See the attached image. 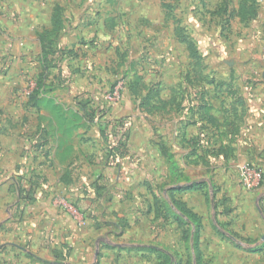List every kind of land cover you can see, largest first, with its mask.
Segmentation results:
<instances>
[{
    "label": "crops",
    "instance_id": "0c3cea01",
    "mask_svg": "<svg viewBox=\"0 0 264 264\" xmlns=\"http://www.w3.org/2000/svg\"><path fill=\"white\" fill-rule=\"evenodd\" d=\"M100 1L21 0V4L26 6V11L16 24H22V28L16 30L13 25L15 23H8V17L4 20L8 31H12V34L17 35L21 32L27 36H24V40L15 42L14 47L16 49L21 47L25 54L30 49L34 50V61L26 62V70L35 74L40 80L43 73L41 44L35 27H51L53 12L57 7L62 23L57 43L60 49L77 51L78 47L81 48L83 45L79 43L100 37L104 32L100 28L103 27L94 25L96 16L92 12L93 8L100 6ZM14 2L19 5L17 1ZM187 2L198 3L202 7L210 0H197V2L187 0ZM188 3L185 6H188ZM212 4L215 5L216 1L214 3L212 1ZM231 9L232 6L228 5V11L223 12L228 22L231 23L232 19L241 22L237 16H230ZM196 13L195 15L198 16ZM100 15L102 13H98V16ZM108 16L103 23L110 22L108 28L114 27L115 17H110V14ZM258 16L259 13L255 19ZM163 20L165 19L162 17V22ZM197 20L201 24H198V27L202 26L199 30L204 32L203 22L198 18ZM183 26H186L187 36L193 40L199 55L197 67L199 69L207 67L204 58L208 55V60L214 64L212 68L226 69V75L222 76V73H219V78L206 81L205 89L201 88L203 93L201 91L196 93L187 107L184 101L180 105L177 104L178 98L174 93V86L169 87L170 92L165 96L159 94L157 103L161 105L165 103L161 109L148 113L142 110L139 103V109L136 111L138 120L133 122L130 139L115 158H108L106 152L118 141L113 138L114 140L106 143L100 137L103 133H99L98 125L89 122L82 109L79 110L73 105L65 107L61 104V99L57 97L55 91H60L63 85L54 79V73L50 75V70L56 69V66L45 71V76L42 78L46 87L48 85L51 89L48 94H43L36 100L29 97L22 100L8 91L0 94V264H8L12 257H16L17 260L10 264H24L30 261V258L44 263L43 256L49 246L52 251L57 250L55 253H59V242L67 243L76 236L78 226L89 224L90 219L87 217H84V221H79L78 216H74L75 219L62 212L55 204L57 197L72 201L75 209L81 212L80 215L82 208L88 207V210L92 209L93 212L97 209L101 215L106 216L102 219V224L116 229L117 234L124 233L121 222L127 226L134 225L133 220L138 221L141 215L160 221L162 210L165 209L167 212L168 207L173 211L174 206L170 200L172 189L187 186L192 182H206L210 186L209 178L206 176L195 180L187 177L190 166L201 167L208 164L209 155L205 147L200 145L199 135L206 129L214 132L229 130L231 138L228 141L229 147H226L227 151H224L225 146L220 147L222 150L218 152L220 165L217 171L221 182H224L218 195L225 194L226 198L229 196L233 205L231 210L219 209L216 218L220 214L228 216L230 213L239 212L238 215L243 222H248L251 215H258L264 225V66L260 67L250 60L243 62V66L237 67L225 56V47L221 48L219 45L218 34L200 36L203 46L200 47L188 25ZM171 34H174L173 29ZM8 46L12 48L13 42H9ZM88 46L87 43L86 47ZM262 49L264 50V43ZM184 51L190 62V53L185 46ZM252 56H257L254 49ZM60 64L62 63L57 62V67H60ZM11 71L13 73L15 69ZM236 71H245V74ZM134 75L141 77L140 87L146 85L140 73ZM75 88L71 84V91ZM130 96L134 100L139 97L132 93ZM203 105H206L207 112L202 108ZM163 109L165 113L171 111L180 114L181 112V115L172 119L165 133L167 135L165 142L158 141L154 146H150L147 135L138 136L136 130L143 115L149 117L148 113L161 116ZM118 112L119 115L116 116L125 115L123 107L118 109ZM210 117L214 120L213 124L209 122ZM77 119L79 121H76ZM86 128L91 130V135L87 136L88 149L77 141V134L82 132L84 137ZM164 151L172 155V160L177 166L176 173H171L170 163ZM259 155L263 158L259 159ZM244 166L255 167L259 171L260 179L247 183L244 176L239 173ZM164 182L159 195L156 186ZM29 193L31 199H26ZM174 193L176 199L184 202L201 218L198 212L200 207L196 205L198 201L194 200L196 194L202 193L200 190L172 191V194ZM142 194L145 198H142ZM253 195H256L255 209L251 206ZM138 197H141L142 204ZM215 199L217 202V196ZM216 202L214 205L217 207ZM253 209L256 211L255 215L252 214ZM234 219L236 221V217ZM217 222L213 223L214 227H218ZM201 224L202 231L205 227L202 218ZM233 226L238 227L235 224ZM238 230L247 237L242 239L227 233L237 246V242L244 240L251 245L245 250L249 252L264 250L262 239L264 233L259 237L261 243L256 239L258 228L246 227ZM25 242L26 246H32V251L24 246ZM200 252L201 257L204 258L201 248Z\"/></svg>",
    "mask_w": 264,
    "mask_h": 264
},
{
    "label": "rangeland",
    "instance_id": "374dc122",
    "mask_svg": "<svg viewBox=\"0 0 264 264\" xmlns=\"http://www.w3.org/2000/svg\"><path fill=\"white\" fill-rule=\"evenodd\" d=\"M14 1H17L19 5H16ZM212 1L213 3L216 1V4H212ZM223 1H228L232 9H237L240 3V0H210L208 4L205 3L201 7L198 3L192 2L191 4L187 0H101L100 6L93 8L92 12L96 16L94 25L103 27L100 28L104 31L102 35L89 42L79 43L83 44L81 48L78 47L77 51L71 50L73 53H66L58 58L57 62L62 64L60 67L56 66V69L50 70V75L54 73V79L63 85L60 91H55L57 97L61 99V104L65 107L73 105L79 110L82 109L83 114L89 119L88 121L98 125L99 133H103L100 137L106 143L114 140L116 134H121L116 130L117 122L126 120L128 126L122 132L125 144L130 139L134 120H138L136 111L139 109V103L147 88L156 93L151 99V103L156 105L159 94L165 96L170 92L169 87L174 86V93L178 98L177 104L180 105L184 101V105L187 107L193 101L195 94L205 89L206 81L219 78V73H222V76L226 75V69L214 70L212 68L214 64L208 60V55L204 58L207 67L203 69L197 67L198 59L191 57L190 54V62L188 61L184 46L187 48V40L191 41L193 45L194 42L187 36L186 26L183 25H188L193 37L200 43V47H203L200 36L218 34L219 45L221 48L225 47V56L227 59H231L237 67L243 66V62L250 60L263 67L264 0L256 2L258 18L241 21L238 17L241 22L232 19L231 23L219 9L218 5H221ZM21 3V0H0V94L8 91L19 99L25 100L36 89L39 81L35 74L26 70V64L33 63L35 53L33 49H30L25 54L21 47L17 49L14 47L15 42H20L27 36L21 32L17 35L12 34V31H8L4 20L8 17L9 24L15 23L13 24L15 29H21L23 25L16 24L22 19L23 12L26 11V6ZM109 3L111 4L108 5ZM187 3L188 6H185ZM235 6L237 8H233ZM98 13H102V15L98 16ZM109 14L110 17H115L116 21L114 27L110 28L107 26L110 22L103 23ZM11 17L15 19L13 20ZM162 17L165 19L163 22ZM197 18L203 22L204 32L199 30L202 26L198 27L200 23ZM52 27L53 24L49 28L35 27L38 38L40 33L50 30ZM172 29L174 34H171ZM256 32L260 34H255ZM60 33L61 31L56 34L57 38L50 37L54 44L58 43ZM9 42H13L12 48L8 46ZM87 43L88 47H86ZM253 49L256 57L252 56ZM12 69H15V72L12 73ZM236 72L245 74V71ZM135 73H140L146 83L141 87V94L137 100H134L130 96L131 91L129 93L127 90L134 83ZM79 74L82 75L78 76ZM29 80L36 82L30 93L27 92ZM71 84L76 87L72 91ZM115 88H118L119 100L108 103L106 95ZM43 91L47 92L44 94H48L51 89L45 84ZM124 99L125 105L123 106ZM157 104L159 105V103ZM122 107L125 115L116 116L119 115L118 109ZM142 110L146 111L145 108ZM161 112H163L161 116L148 114L149 112L147 113L149 117L143 115L136 130L138 136L147 135L150 146H154L158 141L165 142L167 136L165 133H167L172 119L181 115V112L180 114L171 111L165 113V109ZM90 132L91 130L86 128L84 137L82 132L77 134V141L85 149H88L87 136L91 135ZM229 133V130L224 132L203 130L199 134L200 145L205 147L207 155H209L208 164L201 167L190 166L187 173V177L191 180L200 179L202 176L209 178L210 186H205L202 193L196 194V198H194L195 201H198L196 203L200 207L198 212L205 223L202 231L200 229L197 232L194 224L187 228L179 226L178 221L175 220L176 215L173 214V212L177 213V210L173 207V212L170 210L166 212L165 209L161 211L160 221H156L154 218L150 219L147 215H141L138 221L133 220L134 225L127 226L121 222L124 233L117 234L116 229L102 224V219H105L106 216L101 215L97 209L93 212L92 209L88 210V207L82 208L80 215L81 212L75 209V204L72 201L57 197L55 204L60 207L62 212L71 217L78 216L79 221H84V217H87L90 219L89 224L85 225L84 223L80 226L77 224L76 236H72L73 238L67 243L59 242V253H55L57 250L52 251L49 246L43 256L45 257L43 258L44 263L30 258V261L24 262V264H264V250L249 252L245 250L247 247H251L249 243L242 240L237 242V246L227 234L229 232L243 239L247 236L241 234L239 228H258L256 239L261 243L259 237L264 233V225L260 216L251 215L248 222L241 220L239 212L238 214L230 213L228 216L220 214L216 218V212L219 209L231 210L233 205L229 196L226 198L225 194L218 195L221 193V185L224 184L217 171L220 165L218 152H221L220 147L223 146H225L224 151H227L226 147H229L228 141L231 139ZM98 151L101 150L98 148ZM258 158L261 159L263 156L259 155ZM232 167L235 169L234 166ZM249 167L256 169L253 166ZM235 172L236 170H234ZM239 173L241 175L242 171L239 170ZM164 184L165 182L156 186L159 195ZM141 196L145 198L143 194ZM216 196L217 202L215 201ZM255 197L256 195L251 197V206L254 209ZM215 202L218 203L217 207L214 205ZM261 205L260 207H262ZM254 209L252 214L255 215ZM246 211L249 214V210ZM91 218L93 219L91 220ZM215 221L218 223V227H214ZM234 224L238 227H234ZM109 230L112 232H108ZM24 246H26V242ZM197 246H200L204 258L199 256ZM26 247L32 251L31 245ZM260 247L262 248V246ZM14 260H17L16 257H12L8 264Z\"/></svg>",
    "mask_w": 264,
    "mask_h": 264
},
{
    "label": "trees",
    "instance_id": "16d2710c",
    "mask_svg": "<svg viewBox=\"0 0 264 264\" xmlns=\"http://www.w3.org/2000/svg\"><path fill=\"white\" fill-rule=\"evenodd\" d=\"M256 2L257 0H240L239 7L237 9H231L229 11L230 16L240 17L241 21L255 18L257 16V9H258ZM228 5H229L228 1H223L221 5H219V9L222 12H227ZM52 24H53V27L50 30H46L39 34V41L41 44V65H42L43 73L41 74V78L37 83L36 89H34L33 92L29 96V98H33L34 100L39 98L40 94L47 93L43 91L45 84L42 78L45 76L44 75L45 71H47L50 67L57 66L58 58L62 57L66 53H72L70 49H67V50L60 49L58 45L56 43L54 44V42L50 39V37L52 36L56 37V34H58V32L62 28V23L60 21L58 7L55 8L54 10ZM186 43H187L186 45L187 49L189 50L191 57L199 59V55L193 43L189 40H187ZM56 54L57 56L55 57ZM140 80H141V77L139 75H134V83L131 86H129V90L134 96H139L141 94V87L139 85ZM154 95H156V93H154L152 89L147 88L146 93L144 94V96L142 97L140 101V107L145 108L147 112H152L153 110L163 108V105H165V103H163V105L161 104L155 105L154 103H151V99L154 97ZM202 108H204V111L207 112L206 105H203ZM209 122L213 124L214 120L210 117ZM124 146H125V141L123 138H121L115 146L107 150L106 152L107 157L115 158V156L121 153ZM164 154L165 156H167V159L169 160L171 173H176L177 166L175 162L172 160V155L170 153L166 154V151H164ZM205 186L208 187L206 182H192L191 184L187 186H180L170 191V200L173 206L176 208L177 213L173 212L168 207H167V211L170 210L173 212L174 215H176L175 220L178 221L179 226L183 228L185 227L187 228V227H190L191 224H194L196 227V231L198 232V230H200L201 228V218L195 212L190 210L184 202L180 201L179 199H176L174 197V194H172V191H181L184 189H194V190L202 191L205 188ZM26 199H31L30 193L26 197ZM197 249H198V254L201 257L200 249L198 246H197Z\"/></svg>",
    "mask_w": 264,
    "mask_h": 264
},
{
    "label": "built area",
    "instance_id": "2783aa9c",
    "mask_svg": "<svg viewBox=\"0 0 264 264\" xmlns=\"http://www.w3.org/2000/svg\"><path fill=\"white\" fill-rule=\"evenodd\" d=\"M35 84L36 82L34 83V81L29 80V83L27 84L28 93H30L34 89ZM106 98L108 103H113L114 101H118L119 100L118 88H115L110 92H108ZM117 124L118 125L116 126V130L120 131L121 134L120 135L116 134L115 140L119 141L121 138H123L122 136H124V133L122 132H124L125 129L127 128L128 122L126 120L120 122L118 121ZM241 171L244 176V180L249 184L259 179V171L254 168H250L249 166H244L241 168Z\"/></svg>",
    "mask_w": 264,
    "mask_h": 264
},
{
    "label": "water",
    "instance_id": "95a60500",
    "mask_svg": "<svg viewBox=\"0 0 264 264\" xmlns=\"http://www.w3.org/2000/svg\"><path fill=\"white\" fill-rule=\"evenodd\" d=\"M262 239L264 240V234L262 235Z\"/></svg>",
    "mask_w": 264,
    "mask_h": 264
}]
</instances>
